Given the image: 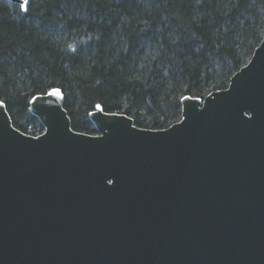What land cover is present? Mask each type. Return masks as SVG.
<instances>
[{
	"label": "water",
	"instance_id": "1",
	"mask_svg": "<svg viewBox=\"0 0 264 264\" xmlns=\"http://www.w3.org/2000/svg\"><path fill=\"white\" fill-rule=\"evenodd\" d=\"M54 90L29 102L36 137L0 105V264H264V35L164 130L95 106L76 132Z\"/></svg>",
	"mask_w": 264,
	"mask_h": 264
},
{
	"label": "trees",
	"instance_id": "2",
	"mask_svg": "<svg viewBox=\"0 0 264 264\" xmlns=\"http://www.w3.org/2000/svg\"><path fill=\"white\" fill-rule=\"evenodd\" d=\"M263 35L264 0H32L28 13L0 0V101L34 137L29 102L52 89L76 132L97 134L96 105L164 130L185 96L226 89Z\"/></svg>",
	"mask_w": 264,
	"mask_h": 264
},
{
	"label": "snow or ice",
	"instance_id": "3",
	"mask_svg": "<svg viewBox=\"0 0 264 264\" xmlns=\"http://www.w3.org/2000/svg\"><path fill=\"white\" fill-rule=\"evenodd\" d=\"M32 0H21V2L18 4L19 11L21 13H28L29 9L31 7ZM71 48L72 46L69 45ZM75 51V49H73ZM60 93V89H55L53 91V95H58ZM229 93V92H228ZM3 104V101H0V105ZM96 108L99 109L100 111H103V108L101 105H96ZM109 115H122V113H108ZM241 115L249 120L254 118V113H252L250 110H242ZM107 185H113L114 184V179L113 178H108L106 180Z\"/></svg>",
	"mask_w": 264,
	"mask_h": 264
}]
</instances>
